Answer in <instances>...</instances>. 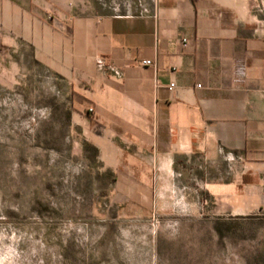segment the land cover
Here are the masks:
<instances>
[{
  "label": "crops",
  "instance_id": "crops-1",
  "mask_svg": "<svg viewBox=\"0 0 264 264\" xmlns=\"http://www.w3.org/2000/svg\"><path fill=\"white\" fill-rule=\"evenodd\" d=\"M77 5L0 0V28L69 79L105 155L134 158L157 189L180 157L229 161L236 174L213 194L264 211V0H152L113 15Z\"/></svg>",
  "mask_w": 264,
  "mask_h": 264
},
{
  "label": "rangeland",
  "instance_id": "rangeland-1",
  "mask_svg": "<svg viewBox=\"0 0 264 264\" xmlns=\"http://www.w3.org/2000/svg\"><path fill=\"white\" fill-rule=\"evenodd\" d=\"M77 1L97 15L152 3ZM75 97L0 28V264H264V211L213 194L236 174L229 161L180 157L175 182L157 189L134 158L105 155Z\"/></svg>",
  "mask_w": 264,
  "mask_h": 264
},
{
  "label": "built area",
  "instance_id": "built-area-1",
  "mask_svg": "<svg viewBox=\"0 0 264 264\" xmlns=\"http://www.w3.org/2000/svg\"><path fill=\"white\" fill-rule=\"evenodd\" d=\"M182 42H183L184 45H186V43H187V39L184 38V39L182 40ZM141 64L146 65V66H150V65H153V61L147 59V60H143V61H141ZM173 87H174V84H171V85H170V88H173Z\"/></svg>",
  "mask_w": 264,
  "mask_h": 264
}]
</instances>
